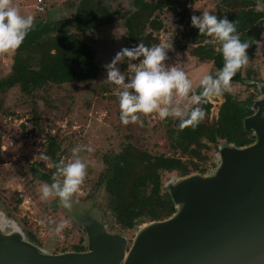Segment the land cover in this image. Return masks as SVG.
I'll list each match as a JSON object with an SVG mask.
<instances>
[{"label": "rangeland", "instance_id": "obj_1", "mask_svg": "<svg viewBox=\"0 0 264 264\" xmlns=\"http://www.w3.org/2000/svg\"><path fill=\"white\" fill-rule=\"evenodd\" d=\"M36 1L9 0L20 15H31L33 24L73 18L80 3V0H43L44 11L37 12ZM171 1L175 2L178 12L184 6L192 16L205 10L215 14L217 0ZM97 2L108 9L112 20L97 29L79 33L95 55L97 71L93 78L86 82L50 86L38 91L33 99L22 96L15 88L0 99V211L13 219L25 234H32L36 241L33 243L49 247L53 253L72 251L73 247L83 242L84 233L71 210L58 204V198L40 199L38 188L41 183H47L41 179V175L50 168L47 161L41 158V146L46 136L56 137L60 145L61 160L64 161L69 160L71 149L76 145L93 149L91 152L84 150L78 153L82 161L86 162V175L72 200L75 207L96 208L100 216L91 210L88 214L102 224H108L103 219L105 203L101 205V200L105 197L95 186L99 174L104 170L102 156L118 152L127 142L153 155L169 156L173 153L168 136L169 131L174 128L175 119L161 120L155 113H138L142 124H121L118 100L114 94L118 86L106 80L103 66L122 47H126L123 23L133 10L132 0H92L93 4ZM256 9L264 10V0H256ZM160 18L164 29L158 34L159 40L167 38L172 43V49L167 52L168 59L164 63L166 66L175 64L184 70L195 89L203 75L215 74V71L211 63H199L188 51L176 47L175 40L180 41L181 35L187 31L177 15L163 10ZM13 54V50L0 53V79L10 72ZM117 67L121 72H127L121 69V63ZM245 69L253 72V82H264V24L258 52ZM231 87L230 93L225 92L210 99L213 106L210 119L217 116L224 94H230L237 101L248 98L254 100L258 96L256 89L252 87L235 83H231ZM33 103L37 108V125L33 124ZM39 164H44L46 169ZM201 165L206 170L212 169V156ZM56 178L62 179L59 175ZM60 220H67L68 224L60 234L53 235L50 229ZM109 231L128 234L130 237L132 232H120L110 225Z\"/></svg>", "mask_w": 264, "mask_h": 264}, {"label": "trees", "instance_id": "obj_2", "mask_svg": "<svg viewBox=\"0 0 264 264\" xmlns=\"http://www.w3.org/2000/svg\"><path fill=\"white\" fill-rule=\"evenodd\" d=\"M132 8L124 20L126 47L138 42L145 45L159 43L158 34L164 29L160 14L165 10L177 15L180 23L186 26L187 31L181 35V40L174 42L178 49L188 51L199 63H211L215 73L222 66V58L216 50L218 45L190 25L191 16L186 7L182 6L178 12L171 0H132ZM107 11L100 2L93 4L92 0H80L73 18L33 24L21 45L13 50L10 72L0 79V99L15 88L22 96L33 99L38 91L50 86L91 80L97 71L94 53L79 33L108 21ZM215 15L235 20L241 40L260 41L264 10L256 9V0H217ZM258 47L250 44L246 50L249 61L256 56ZM121 67L127 70V58H123ZM230 83L255 89L253 72L245 66L237 71ZM194 90L199 93V86ZM252 102V98L237 101L230 94H224L214 119H210L212 105L207 102L200 105L205 117L195 127L180 129L177 121L174 122L168 136L172 155H153L130 142L118 152L104 154V170L95 184L105 197L101 200V205L105 203L103 219L110 227L123 232L146 221L169 217L174 207L162 187L163 175L204 173L206 169L201 163L209 161L221 141L239 147L250 144V133L244 130L242 120L251 114L249 106ZM32 107L33 124L37 125V108L34 103ZM41 149V156L50 158L46 160L49 165L61 161L60 145L55 136H46ZM39 165L46 169L44 164ZM54 172V167L47 168L41 179L51 183ZM26 235L30 241L36 242L32 234ZM73 250H84L82 241Z\"/></svg>", "mask_w": 264, "mask_h": 264}, {"label": "water", "instance_id": "obj_3", "mask_svg": "<svg viewBox=\"0 0 264 264\" xmlns=\"http://www.w3.org/2000/svg\"><path fill=\"white\" fill-rule=\"evenodd\" d=\"M254 85L258 96L242 120L251 143L219 142L204 173H168L169 217L135 226L130 237L88 214L100 216L96 208L73 205L84 250L53 253L21 228L0 230V264H264V82Z\"/></svg>", "mask_w": 264, "mask_h": 264}, {"label": "clouds", "instance_id": "obj_4", "mask_svg": "<svg viewBox=\"0 0 264 264\" xmlns=\"http://www.w3.org/2000/svg\"><path fill=\"white\" fill-rule=\"evenodd\" d=\"M190 25L199 34L215 41L218 45L216 50L223 61L222 66L215 74H205L200 78V91L197 93L184 70L175 64L165 65L167 52L172 49V43L167 38L154 45L138 42L134 46L122 47L103 66L106 80L118 86L114 94L117 96L122 125H140L142 121L138 118V113H155L161 120L175 119L180 129L185 126L195 127L205 117V111L200 105L225 92L230 93L231 78L249 63L246 50L250 44L260 46V41L255 39H240L235 20L230 21L225 16L218 17L206 10L199 15H192ZM32 28L31 15L22 16L9 0H0V53L17 49ZM122 58H127L126 73L117 67ZM262 86L264 85H258ZM185 100L188 102L184 103ZM84 150L91 152L93 149L76 145L71 149L72 155L68 161L61 160L49 165L55 168V172L51 183L40 184L38 191L41 200L56 197L61 207L69 211L72 209L73 194L79 190L86 175V162L78 155ZM41 158L50 159L45 155ZM57 175L62 179H57ZM67 224V220H60L50 231L53 235H58ZM0 230L19 232L20 227L0 211Z\"/></svg>", "mask_w": 264, "mask_h": 264}, {"label": "built area", "instance_id": "obj_5", "mask_svg": "<svg viewBox=\"0 0 264 264\" xmlns=\"http://www.w3.org/2000/svg\"><path fill=\"white\" fill-rule=\"evenodd\" d=\"M35 9H36L37 12L44 11V3H43V0H37L36 1ZM208 103L211 104V100H209Z\"/></svg>", "mask_w": 264, "mask_h": 264}, {"label": "flooded vegetation", "instance_id": "obj_6", "mask_svg": "<svg viewBox=\"0 0 264 264\" xmlns=\"http://www.w3.org/2000/svg\"><path fill=\"white\" fill-rule=\"evenodd\" d=\"M107 9V8H106ZM108 10V9H107ZM108 12V15H107V17L109 18L108 19V21H106V20H104V22L100 25V26H98L97 28H99V27H101V26H103L106 22H110L111 20H112V17H111V15H110V13H109V11H107ZM123 26H124V23H123ZM97 28H95V29H97ZM92 30H94V29H92ZM91 31V30H90ZM92 50V49H91ZM94 53V52H93ZM94 59H95V55H94ZM123 60V59H122ZM122 63V62H121ZM121 69H122V67H121ZM124 71V70H123ZM77 246H79V244L77 245ZM72 251H74V250H72Z\"/></svg>", "mask_w": 264, "mask_h": 264}]
</instances>
